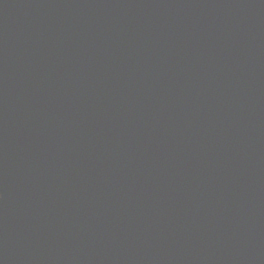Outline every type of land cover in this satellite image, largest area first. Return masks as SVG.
Returning a JSON list of instances; mask_svg holds the SVG:
<instances>
[{
	"label": "water",
	"instance_id": "95a60500",
	"mask_svg": "<svg viewBox=\"0 0 264 264\" xmlns=\"http://www.w3.org/2000/svg\"><path fill=\"white\" fill-rule=\"evenodd\" d=\"M0 264H264V0H0Z\"/></svg>",
	"mask_w": 264,
	"mask_h": 264
}]
</instances>
